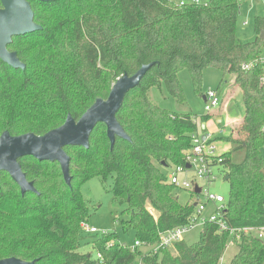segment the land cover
<instances>
[{"label":"trees","instance_id":"1","mask_svg":"<svg viewBox=\"0 0 264 264\" xmlns=\"http://www.w3.org/2000/svg\"><path fill=\"white\" fill-rule=\"evenodd\" d=\"M37 32L14 37L8 49L17 52L25 69L0 61V135L43 136L76 121L97 99L107 100L113 84L143 65L155 63L128 93L117 120L130 140L116 138L111 149L107 126L99 123L90 147H65L71 157V185L57 162L20 160L22 171L37 192L22 194L6 172L0 173V261L21 259L34 264H221L226 244L234 239L207 223L200 240L158 254L128 250L114 232L93 246L103 256L81 253V225L90 211L81 185L113 178L111 193L129 216L123 222L136 241L156 245L161 234L190 224L195 204L182 205L163 168L184 163L193 135L200 129L195 116L170 112L150 98V89L164 85L180 106L185 95L179 72L190 71L196 89L203 71L215 68L235 76L243 91L247 118L245 139L229 141L221 166L227 169L230 192L225 211L231 228L264 225V68L256 61L264 51V18L254 21L257 37L241 41L236 31L239 0H29ZM1 7V2H0ZM254 63L244 70V65ZM203 130V129H202ZM239 130H237L238 134ZM243 157L236 161L239 154ZM165 163V166L162 165ZM150 208V209H149ZM153 210L156 218L152 214ZM236 240V239H234ZM112 244L111 247H107ZM231 264H264V243L242 237Z\"/></svg>","mask_w":264,"mask_h":264},{"label":"rangeland","instance_id":"2","mask_svg":"<svg viewBox=\"0 0 264 264\" xmlns=\"http://www.w3.org/2000/svg\"><path fill=\"white\" fill-rule=\"evenodd\" d=\"M186 1V0H176ZM241 13L238 19V29L236 31L237 37L245 42L251 43L257 37L254 21L256 17L264 18V0L258 3L255 0H243L240 2ZM247 24L248 26L244 25ZM264 55V51H263ZM179 81L181 88L185 95V106H180L175 99H173L164 85L160 88L150 89V98L153 103L157 106H161L170 112L177 113H188L195 116L196 121L199 125V133L205 137L210 134L212 140L217 147V152L220 154L227 153L231 149V143L229 141L245 139L244 128L241 131L240 126L236 127L235 130H239L238 134H232V129L225 128V132H222L224 126V118L244 124V118H247V112L245 110V104L243 102V91L239 87L235 91V76L231 74L224 75L221 71L219 72L215 68H206L203 71L202 84L196 89L193 81L192 74L190 71L182 70L179 73ZM209 91H216L220 101L218 106L210 115L211 111L206 110L204 97ZM235 91V92H234ZM234 92V93H233ZM230 93H233L235 98L230 103H227V113L222 114L224 100ZM218 117H222V124L217 121ZM203 124H206V129L202 130ZM241 125V126H242ZM234 130V132H235ZM230 135H233L230 136ZM232 137V139H230ZM229 140V141H228ZM264 156V149L261 150ZM243 157V154H239L235 157L236 161H239ZM163 171L168 179V176L173 170L163 168ZM227 175V169L223 166L214 170V176L216 180L210 185V188L216 194L221 195L226 200L229 198L230 184L225 181ZM113 184V178H110L106 182H102L100 178L91 179L81 185L82 194L86 204H88L90 217L89 225L98 230V234H87L82 233V241L79 248V252L92 253L93 257H96L97 251L93 246V242L102 237L104 233H116L119 236L118 243L123 246L130 247L136 241V235L132 230L126 231L123 222L129 220L128 215H124L122 212L126 209L125 205H122L111 193V186ZM174 198H177L182 205L196 204L194 196L186 191L176 188L173 192ZM150 209V208H149ZM215 206L212 204L208 205L207 210L203 213L204 219H209L210 214L214 211ZM152 214L156 218V214L151 210ZM204 224L202 220H197L194 226L189 229L184 235V243L186 245H194L197 243L202 235ZM144 253L147 252V248H140ZM171 251L175 250L174 247L170 248ZM238 247H230L226 250L222 257L221 264H231L230 261L238 253ZM176 254V253H175Z\"/></svg>","mask_w":264,"mask_h":264},{"label":"water","instance_id":"3","mask_svg":"<svg viewBox=\"0 0 264 264\" xmlns=\"http://www.w3.org/2000/svg\"><path fill=\"white\" fill-rule=\"evenodd\" d=\"M32 1L44 3L54 0ZM0 2V61L13 70H24L26 66L20 61L17 52L9 51L8 46L11 45L14 37L37 32L41 30V27L34 21L35 15L29 0H0ZM260 39L264 40V32L260 35ZM153 66L155 63L143 65L135 74L131 76L125 74L119 78L113 84L108 99H97L79 121L69 115L63 126L48 131L43 136L32 133L14 137L8 131L2 133L0 135V173L9 174L23 195L37 192L34 183L28 181L20 164L22 158L33 157L41 163L48 161L59 163L64 180L70 186L72 179L70 172L71 157L67 155L65 147L81 146L88 149L90 147L89 137L99 123L107 126V137L111 142V149L116 143V138L130 140L117 120V113L120 111L126 95L141 84ZM218 121L222 123L220 119ZM205 128L206 124H203L202 129L205 130ZM203 140H206V137ZM162 165L165 166V163ZM228 180L229 175H226L225 181ZM197 192L199 193L200 189H197ZM0 264L34 263L7 258L0 261Z\"/></svg>","mask_w":264,"mask_h":264},{"label":"built area","instance_id":"4","mask_svg":"<svg viewBox=\"0 0 264 264\" xmlns=\"http://www.w3.org/2000/svg\"><path fill=\"white\" fill-rule=\"evenodd\" d=\"M240 2L243 0H239ZM258 3H261L263 0H255ZM193 3L196 4H206V0H192ZM182 5L185 4V1L181 2ZM248 26L247 24H244ZM264 68V55H261L260 59L256 61ZM253 62L249 65H244L243 69L248 70L252 68ZM264 82V78L262 79ZM220 101L218 98V93L216 91H209L205 95V105L206 110L211 111L210 115H212L213 111L220 106ZM227 105L223 106V113H227ZM217 118L218 117L217 115ZM222 118V117H221ZM196 121V119H195ZM223 122V121H222ZM198 125V122L196 121ZM239 122L232 121L227 117L224 118V128L222 132H225V128H231L232 134H236V127L241 126ZM235 130V132H234ZM193 144L191 149L185 152L184 163L182 165H177L172 168L173 172L168 176V182L173 185L175 188H179L181 190L188 191L191 196L193 195L194 200L197 202L195 205V211L193 213V218L190 221V224L182 227H177L175 230H169L163 232L160 237V241L156 245L151 244H142L140 241H135V243L130 246H124L128 248V250L136 251V249L147 248V252L156 255L162 249H170L175 247L178 242L184 240V235L186 232L191 229L197 220H202L204 226L209 223H215L218 227L219 232L225 233L229 232L234 236V239H231L226 244V250L230 247H236V241H241L242 237H251L255 239H259L264 243V225L263 226H249V227H241V228H231L226 222L225 211L227 210V203L224 197L219 194L213 192L210 188V185L216 180L214 176V170L219 168L223 163V154L217 152V147L212 140L210 134L206 135V140H203V136L197 132L193 136ZM189 165V168H187ZM197 189H200V192H197ZM212 204L215 206L214 211L210 214L209 219L203 218V213L207 210L208 205ZM81 230L87 234H98V230L94 227H91L88 222H83L81 225ZM109 233H104L102 235H106ZM112 244H108V248L111 247ZM96 258L103 262V256L99 252L96 255ZM138 264H142L139 262Z\"/></svg>","mask_w":264,"mask_h":264},{"label":"crops","instance_id":"5","mask_svg":"<svg viewBox=\"0 0 264 264\" xmlns=\"http://www.w3.org/2000/svg\"><path fill=\"white\" fill-rule=\"evenodd\" d=\"M234 89H235V91H237V90L239 89V86L235 87ZM235 91H234V92H235ZM234 92H233V93H234ZM233 93H230V94L228 95V97L226 98V100H224V101H225L224 104H223L224 106H225V104L230 103L231 101H233V99L235 98V96H234ZM222 114H226V113H223V110H222ZM219 119L222 121V118H221V117H220V118H217V121H218ZM218 122H219V121H218ZM220 124H222V123H220ZM205 129H206V128H205ZM230 136L233 137V135H230ZM232 137H231V138H232Z\"/></svg>","mask_w":264,"mask_h":264}]
</instances>
